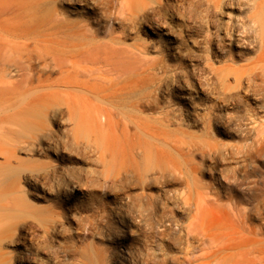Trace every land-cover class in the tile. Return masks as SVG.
I'll return each instance as SVG.
<instances>
[{
    "label": "rangeland",
    "instance_id": "1",
    "mask_svg": "<svg viewBox=\"0 0 264 264\" xmlns=\"http://www.w3.org/2000/svg\"><path fill=\"white\" fill-rule=\"evenodd\" d=\"M41 8L33 21L54 11L60 25H86L93 41L116 48L119 75H93L112 88L89 98L91 108L109 105L115 116L97 125L73 104L68 119L62 105L32 118L37 147L8 162L0 154V264H20L25 251L44 264H198L183 262L193 209L182 196L194 188L217 198L206 228L226 225L235 203L264 235V150L254 142L264 124L263 76L247 92L244 79L234 80L257 49L206 39L243 23L244 8L210 14L204 0H45ZM153 21L161 26L152 32ZM13 75L0 71V129L16 128L8 121L20 120V108L39 94L9 91ZM144 99L149 107L136 109ZM168 113L170 125L161 121ZM144 130L166 137L154 141ZM258 263L250 256L244 264Z\"/></svg>",
    "mask_w": 264,
    "mask_h": 264
},
{
    "label": "bare ground",
    "instance_id": "2",
    "mask_svg": "<svg viewBox=\"0 0 264 264\" xmlns=\"http://www.w3.org/2000/svg\"><path fill=\"white\" fill-rule=\"evenodd\" d=\"M204 1L205 9L210 14L218 12L225 6L230 8L233 6L239 10L244 8L243 23H235L233 28L220 26L216 32L207 34L206 39L211 41L214 36L219 41L217 45L221 49L223 43L220 41L222 40L230 44H244V49L256 47V60L234 73L235 81L240 82L244 79L245 91H253L256 79L260 75L263 76L264 83V11L262 9L264 0ZM44 3L45 0H0V71L5 72L8 68H12L14 73L13 80L6 86L10 89L9 91L18 90L21 94L39 93L20 108V120L8 121L16 128L0 129V154L7 155L6 162L15 155L17 150L38 146L41 141V137L37 135L40 125L32 118H45L49 111L55 110L56 107L64 105L70 119V109L75 104L81 109L82 114L88 117L93 116V123L97 125H105L115 116V112L109 105L107 108L101 106L91 108L89 98H93V95L95 98L98 96L103 99V96H99L103 92L102 89L105 91L112 88L109 80L105 81L102 77H93V75L96 73H111L116 77L119 75L117 58H114L112 54L116 48H108L106 45L93 41L94 32L86 25L73 27L60 25L54 11L49 12L47 18H36L37 20L33 21ZM156 21L150 24L152 32L161 26ZM220 29L221 33H219ZM127 71L131 69L124 70V72ZM54 73L59 76L52 78L51 75ZM79 76H86L88 80L76 79ZM217 78L222 82L224 75H218ZM71 89L77 91V95H71ZM113 93H110L112 96L107 94L108 98H113L115 96ZM106 101L107 104L111 103ZM149 105L150 100L144 99L135 108L147 109ZM168 114L161 118L166 125H170L174 120V116ZM131 119L129 118L128 121L132 122L133 126L135 124L136 127L143 129ZM143 132L154 141L160 139V133L166 137L163 132L151 133L145 130ZM254 140L255 149L264 150V124L255 128ZM130 150L131 148L128 149ZM191 178L193 181L192 174ZM183 179L186 180V177ZM205 193L207 192L203 193L194 188L193 191L182 194L184 203L191 202L193 209L191 217L183 227L187 243L183 262L192 263L195 260H203L198 264H244L252 256L264 264V235L260 230L247 224L244 208L231 203L228 206L230 213L226 225L218 226L217 231L213 232L204 226L205 215L214 210L217 201V198L212 200L204 195ZM190 241L196 244L192 246ZM29 254L25 251L24 256L18 259L19 263L44 264L41 261L36 263V259L30 258Z\"/></svg>",
    "mask_w": 264,
    "mask_h": 264
}]
</instances>
